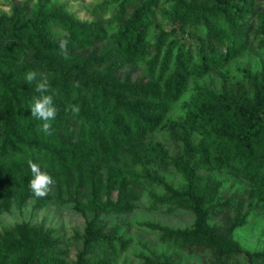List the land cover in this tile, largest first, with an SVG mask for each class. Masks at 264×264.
<instances>
[{"label": "trees", "instance_id": "obj_1", "mask_svg": "<svg viewBox=\"0 0 264 264\" xmlns=\"http://www.w3.org/2000/svg\"><path fill=\"white\" fill-rule=\"evenodd\" d=\"M67 1L7 0L0 12V215L29 201L68 209L83 220L79 248L67 261L53 230L22 221L1 230L0 264H114L129 239L102 218L143 195L147 210L192 217L144 223L159 244L200 264H264V244L236 238L264 234V0H96L90 20ZM41 74L58 110L51 135L29 109ZM29 161L53 179L43 198ZM145 250L140 264H181Z\"/></svg>", "mask_w": 264, "mask_h": 264}, {"label": "rangeland", "instance_id": "obj_2", "mask_svg": "<svg viewBox=\"0 0 264 264\" xmlns=\"http://www.w3.org/2000/svg\"><path fill=\"white\" fill-rule=\"evenodd\" d=\"M96 0H75L67 1V8L75 13L82 20H90V7ZM9 4L7 0H0V12H7ZM251 56L247 58H239L236 66L244 63L253 62ZM233 66L231 67V70ZM234 70V69H233ZM234 72V71H233ZM162 175L173 184L178 183V176L172 172H163ZM159 193L157 189L152 190ZM148 198L143 195L140 200L133 203V210L124 215L103 217L104 224L107 228L118 226L120 233L124 238L129 239V245L124 253L111 259L114 264H140V256L147 255L145 249H149L155 253H166L175 257L181 264H200L201 258L194 260L185 257L172 249L161 245L156 240V234L145 230L144 223H156L168 228H186L190 226L192 217L186 213L175 211L167 213L165 208L157 210H147ZM32 202L29 201L26 206L18 211L11 209L9 212L0 215V232L4 228H8L22 221H29L32 225H42L43 228L51 229L64 241L63 247L67 251V261H72L75 252L79 248V243L71 240L72 236L80 233L83 227L82 218L72 213L68 209H59L54 206H47L40 210H34L31 207ZM261 225V224H260ZM259 227L254 226L251 229H243L236 232V238L245 247L249 249H259L264 244V234L259 237ZM259 234V235H258ZM65 241H68L65 243Z\"/></svg>", "mask_w": 264, "mask_h": 264}, {"label": "clouds", "instance_id": "obj_3", "mask_svg": "<svg viewBox=\"0 0 264 264\" xmlns=\"http://www.w3.org/2000/svg\"><path fill=\"white\" fill-rule=\"evenodd\" d=\"M64 36L66 38L59 41V48L61 53L67 59V37H69L70 34L65 32ZM37 76L38 73L36 71H29L25 74V80L31 84L33 81L37 80ZM74 86L79 87V82H75ZM35 91L41 95L32 97L29 103L30 115L36 120L41 121V124L38 125V130L40 132L46 135H51V121L55 119L58 110L53 103V95H55V93L47 94L52 91L47 77L42 76L41 74V79L35 84ZM69 110L74 115H78L80 111L79 106L75 104L71 105ZM28 166L32 176L28 185L30 190L37 198L45 197L50 191V186L53 184L52 177L47 172L42 171L37 163L29 161Z\"/></svg>", "mask_w": 264, "mask_h": 264}]
</instances>
